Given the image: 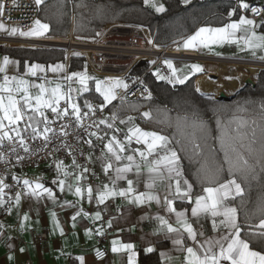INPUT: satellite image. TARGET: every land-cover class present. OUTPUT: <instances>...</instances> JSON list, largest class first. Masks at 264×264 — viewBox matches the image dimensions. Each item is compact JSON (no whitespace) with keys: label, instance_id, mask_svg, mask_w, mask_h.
<instances>
[{"label":"snow or ice","instance_id":"1","mask_svg":"<svg viewBox=\"0 0 264 264\" xmlns=\"http://www.w3.org/2000/svg\"><path fill=\"white\" fill-rule=\"evenodd\" d=\"M183 2L189 3L190 0H183ZM34 3L37 8H40L44 4V0H34ZM143 3L152 6L156 12L165 10L162 4L157 6L155 0H143ZM237 7L245 11L251 8L252 13L261 16V23L258 25L255 20L246 15H240L239 19H230L228 23L219 27H199L194 33L182 40L181 46L188 50L206 49L213 52L216 46L235 44L240 51H248L253 57H256L258 52L264 53V33L256 31L258 27H264V9L251 6L245 0H238ZM5 8L4 0H0V16L5 12ZM235 11L236 8L228 11L229 18L234 16ZM0 31H5L9 35L19 34L26 37L43 36L49 31V24L43 23L37 18L32 21V25L27 31H21L16 27L8 28L5 23L0 21ZM149 43L152 41L150 40ZM214 54L219 55L220 53ZM259 58L264 60V55ZM16 63L18 62L10 60L8 56H4L0 60V144L9 141L23 148L25 152L31 151L26 143L25 133H28L32 140L43 139L44 146L47 147L50 134L55 132V129L50 125L58 119L74 117L77 125L85 127L83 118L88 116L89 112L94 115L97 107L85 101L82 108L77 102L76 96L89 91L90 81H94L95 91L103 98V102L98 106L100 111H103L106 105L117 99V90L129 89V85L123 78L105 77L98 79L89 76L86 70L73 72L63 77L64 84H53L46 78H40L41 82L35 83L21 76L8 75V66ZM163 63L167 65L170 73L163 75L160 69H156L153 75L157 80H167L173 85L183 84L189 79V76L204 71L202 65L198 63L186 65L187 72L175 68L170 59H165ZM25 68L26 74L32 77H36L38 72L45 71L44 66L39 64L28 65L26 63ZM63 68L64 65L62 64L48 66V70L53 73H59L63 71ZM73 83L78 84L79 87L74 88ZM144 91L147 93L145 99H150L151 92H148L146 88ZM196 91L200 92L201 89L197 87ZM120 98L123 100L125 97L121 96ZM213 98L209 96V99ZM62 101L64 102L63 107H61ZM47 110L53 114V119L50 120L46 115ZM240 111H246V109H240ZM258 111L259 120L234 116L227 123L217 121V127L221 129V135L218 139L223 151V162L212 166L201 165L200 170H198V180L202 192L195 196L193 184L185 178L180 164L181 157L171 146L169 137L157 131L142 129L134 122L135 117L128 116L126 119L119 120L120 124L127 127V130L123 132V139H119L118 135L122 133V129L115 127V121L118 119L116 112H113L108 119L93 121L91 125H88L89 128L93 129H100L101 125H105L109 130L105 136H99L95 130L87 132L89 137L95 136L100 140H104L111 133L110 139L104 144L106 162L103 164L105 175L109 174V170L114 173L113 176H109L111 187L104 184L102 189L99 186L94 188L87 182L88 168L85 167L78 173H68L64 171L63 161L56 162L57 178L52 183L56 184L61 192L67 189L78 198L83 199L86 196L89 202L95 200L98 205L107 207L105 202L117 196L127 200L129 204L137 206L151 201L160 204V195L154 194L151 189L154 188L157 180H166L167 187L163 195V206L167 213L175 215V223L178 227H174L169 219L164 216L157 215L155 219L159 221V227L156 232H164L165 238L171 239L172 244L178 250L183 251V264H225V262L227 264H264V251L254 250L250 247L249 240L241 238L242 225L238 223V210L229 204L230 200L242 197L245 192L241 183L238 182V177L246 183L264 179V102L259 105ZM140 115L144 119H151L150 112H143ZM194 126L203 127L202 122ZM66 127L68 125H61L60 128L64 135H67L64 131ZM85 143L93 146L91 139ZM133 144L136 147H133ZM193 148L194 151H198L199 145L194 144ZM10 151L15 152L16 148L11 147ZM137 157H139V161ZM0 159H3V153H0ZM21 159L22 157L17 156L18 161ZM225 165H227L228 178L222 180ZM72 166L77 169L81 168L80 165L76 164L75 157H73ZM133 170H135L137 181L127 180L126 188H118L117 182L126 179L127 174ZM61 173H63L64 179L59 178ZM143 174L148 176V181L145 183V188L148 191L139 192L134 185ZM11 178L20 181L23 190L16 192L13 199L6 193V189H9L10 186L5 183L3 178H0V207L8 212L12 210L9 204L14 202L18 205L22 195L37 200L45 195L53 201L56 199L53 190L45 187L38 180L31 181L27 178L21 180L15 174H12ZM69 179L73 180L72 184L68 183ZM85 185L87 186L85 187ZM176 200L187 201L191 205L193 218L209 217L214 231L223 228L226 232L217 231L216 237H204V233L198 232L189 222L186 212L177 211L176 207L173 206ZM61 206L74 207V204L65 201ZM81 212L85 217L89 215L83 209L77 211L72 217L73 226H75L76 218L81 215ZM257 214L260 217L259 223L256 225L248 224V231L251 236L264 240V200L258 205ZM51 215L55 218L56 214L53 212ZM93 218L100 220L101 213L95 212ZM28 219L27 214L21 218V228L24 227V221ZM245 219L247 222L250 217L246 216ZM112 224L113 221L110 219L107 227L111 228ZM2 227L3 225H0V228ZM55 227L63 234L59 221H56ZM90 232L91 230L85 229L86 235ZM96 233L103 235L104 231L102 228H98ZM186 239L192 243L186 244ZM111 245L113 253H127L128 264H136L137 253L134 244L124 243L117 238L112 240ZM153 251L154 248L151 246L145 248L146 253ZM97 254L102 255L99 252ZM160 255L165 257L163 252ZM9 259H12L11 255ZM77 259L80 264H84V257L80 256Z\"/></svg>","mask_w":264,"mask_h":264},{"label":"crops","instance_id":"2","mask_svg":"<svg viewBox=\"0 0 264 264\" xmlns=\"http://www.w3.org/2000/svg\"><path fill=\"white\" fill-rule=\"evenodd\" d=\"M251 1L256 0H245L246 3H250ZM155 2L157 6L162 4L165 8L163 0H155ZM150 7L153 8L152 6ZM240 15L244 14L238 13L236 16L228 18L224 23L219 25H211L208 23L200 24L188 35H191L202 26H222L223 24L228 23L230 19H239ZM255 21L259 25L261 23V18ZM256 31L258 33H264V27H258ZM188 35L183 38H186ZM2 46L15 47L18 45ZM180 48L191 52L195 56L191 55L186 57V59L173 62L175 64V68L187 72L185 66L193 63H198L204 68L203 72L192 75L194 78L195 89L197 87L200 88L199 82L203 80V86L205 88H200L201 91L198 93L212 95L214 98L218 99V94L223 92L228 97V100H226L219 112L210 117L201 128L205 136L210 141H213L215 145L222 150L220 140L218 139L221 135V129L217 127L218 120L222 123H227L234 116L244 117L249 120H259L258 109L262 102L248 89H253L254 86L249 83H245L248 75L255 81V77L249 69L252 66L242 63V60H261L259 57L264 55V53L258 52L257 56L253 57L248 51H240L235 44L216 46L214 47L213 52H209L206 49L188 50L184 49L181 45ZM214 53L220 54L216 55ZM4 56H8L10 60L18 62L14 65L8 66V75L21 76L35 83H40V78H46L53 84H64L65 81L63 80V77L73 72H83L86 69L90 70L94 75H98L86 65V62L83 68L69 70L68 65L70 58L68 59L66 54L63 60H55L51 62L28 60L27 58L19 59L15 55L0 52V60H2ZM236 60L241 62H235ZM26 63L28 65H43L45 71L38 72L36 77L27 75L25 68ZM56 64L64 65L63 71L53 73L48 70V66ZM190 77L191 76H189V78ZM234 79H240V83H242V85L232 91L229 87ZM72 86L74 88L79 87L76 83H73ZM89 90L95 91L91 87H89ZM77 97L78 96H76V100ZM234 100H238L241 103H234ZM240 109H246V111H240ZM143 112H149V110L147 108H143L139 111V115ZM112 113L113 112L109 110V114L106 119L110 118ZM128 116L135 117V114H128L121 119H126ZM121 119L118 118L115 121V127L122 129V133L118 135L119 139H123V132L127 130L126 125L119 123V120ZM134 122L138 124L136 119ZM21 127H23V124H21ZM140 127L146 131H150L142 126ZM100 131L105 134L109 130L105 125H101ZM110 135L111 133H109L106 137V142L110 139ZM133 147H136V145L133 144ZM105 157L106 153L104 152V149L101 151L91 150L88 154V165L78 164L81 166L79 169L74 168L72 166L73 162L71 161H59H63L64 171L68 173H78L82 171L83 168H88V184H91L94 188L99 186L102 189L104 184H108L111 187L109 176L114 175L112 170H109V174L105 175L103 171V164L106 162ZM137 160L139 161V157H137ZM13 174L20 177L21 180L24 178L31 181L38 180L39 183H42L45 187H49L53 190L56 199L53 201L48 199L45 195L43 198L37 200L30 196L24 197L22 195L18 205L14 202L9 204V207L12 209L11 212H8L3 207H0V225H3V227L0 228V264H19V262L26 259L31 260L33 264H80V261L77 259V257L80 256L84 257V264H92L93 261L91 253L99 244L96 229L102 228L104 230L105 228H109L107 227V224L110 219H112L113 224L110 228L111 231L107 241L108 256L99 264H128L127 253H113L111 251V242L113 239L117 238L124 243L134 244L135 251L137 253L136 264H183V251L178 250L172 244L171 239H166L164 232H156V229L159 227V221L155 219L157 215L164 216L166 219H169V222L172 223L174 227H178L175 223V215L167 213L163 206V195L167 187L166 180H157L154 188L151 189L154 194L160 195V204H157L155 201H151L137 206L135 204H129L127 200L117 196L109 199L113 200V204L111 206L108 205L109 200H107L105 202L107 207H105V205H98L95 200L89 202L86 196L83 199L78 198L73 194V192H70L67 189L61 192L59 187L52 183V181L57 178L55 165L52 166L47 163L44 164L38 171L18 170ZM184 176L193 184V182L185 174ZM59 178L64 179L63 173H61ZM127 180H133L134 182L137 181L135 170L129 172L126 179L117 182L118 188H126ZM147 181V174H143L139 177L138 182L135 183L134 186L139 192L148 191V189L145 188V183ZM68 183L72 184L73 180L69 179ZM86 186L87 185H85V187ZM22 190L23 185L21 183L20 192H22ZM201 192L202 188L197 192L194 190V196L196 194H200ZM6 193L8 196H11L7 189ZM11 197L14 199L15 196ZM65 201L73 202L74 207H62L61 205H63ZM229 204L236 207L231 200L229 201ZM173 206L176 207L177 211H185L189 222L193 224L194 228L198 232L202 231L204 233V237H216L217 231L221 233L226 232L223 228H218L217 231H214L209 217L200 216L199 219L193 218L191 216V205H189L187 201L176 200L174 201ZM80 209H83V211L89 213V215L85 217L83 212H81V215L76 218L75 226H73L74 222L72 217ZM97 211L101 213L100 220H95L93 218V214ZM53 212L56 214L55 218L51 215ZM25 214L28 215L29 219L24 221V227L21 228V218ZM56 221H59L60 227L63 229V234H61L60 230L55 227ZM85 229L91 230L90 234L86 235ZM40 230H44L48 237L41 243H34L32 241V235ZM241 238L244 239L242 236ZM185 243L191 244L192 242L186 239ZM149 246L153 247L154 251L146 253L145 248ZM21 249H23V251H21ZM162 252L165 253V257H161L160 253ZM10 255L12 259H9ZM225 264H227V262H225Z\"/></svg>","mask_w":264,"mask_h":264},{"label":"trees","instance_id":"3","mask_svg":"<svg viewBox=\"0 0 264 264\" xmlns=\"http://www.w3.org/2000/svg\"><path fill=\"white\" fill-rule=\"evenodd\" d=\"M234 0H163L165 10L156 12L143 0H44L40 7L38 18L49 24V31L44 36H67L70 29L73 35L80 39H94L107 23H131L149 29L151 41L154 44H164L184 37L198 25L208 23L219 25L228 18V11L233 7ZM79 5V7H78ZM238 13L235 11L234 16ZM233 16V17H234ZM0 52L15 55L19 59L51 62L63 60L65 51L62 48L44 47H4ZM78 54V55H77ZM85 66V59L79 52L71 54L68 69H80ZM148 62H137L129 72L127 79L141 75ZM252 72L253 67L249 68ZM255 86L248 88L261 102H264V68L254 75ZM236 78V77H235ZM240 79L232 80L229 89L242 85ZM143 82L151 92L150 99H140L127 103H110L108 110L116 112L121 119L128 114H135L138 124L150 131H157L169 137L171 146L181 157V168L184 174L193 182L194 190L201 189L198 180L201 165L212 166L223 162V151L210 141L202 132V127H196L219 112L226 101L216 98L209 99L208 94H199L194 87L191 76L183 84H170L167 80H157L145 74ZM200 88L203 80L199 82ZM213 97V96H212ZM100 101L97 92L89 90L77 97L83 107L85 101ZM234 103H241L234 100ZM147 108L151 119H144L139 111ZM198 144L199 150L194 151L193 145ZM222 180L227 179V165ZM245 189L242 197L231 200L236 206L238 223L242 225V237L250 241L254 249L264 251V240L249 234L248 224L256 225L259 221L258 205L264 200V179L249 183L237 178ZM207 186V185H204ZM250 219L246 222L245 217Z\"/></svg>","mask_w":264,"mask_h":264},{"label":"built area","instance_id":"4","mask_svg":"<svg viewBox=\"0 0 264 264\" xmlns=\"http://www.w3.org/2000/svg\"><path fill=\"white\" fill-rule=\"evenodd\" d=\"M183 1V0H181ZM6 5L5 12L0 16V21L5 23L8 28L16 27L21 31H27L34 19L38 18L40 8L34 3V0H4ZM251 6L264 9V0L251 1ZM238 0L233 1V7L239 14L247 15L248 17L257 20L261 18L252 13L251 8L241 10L237 7ZM99 34V35H98ZM97 37L94 39H80L73 35L70 29L67 36H20L9 35L5 31H0L1 45H18L25 47H44V48H62L65 51L66 57L69 59L73 52H79L85 59L86 65L96 74L105 76L113 75L126 80L129 85L128 90H117V99L113 103H127L129 101H137L145 98L147 93L144 91L147 86L143 82L145 74L156 77L153 72L160 69L161 74L168 75L169 69L163 63L165 59L182 60L189 56H195L191 52L180 48L183 37L169 41L164 44L149 43L151 40L150 31L148 28L131 23H107L99 30ZM139 61L148 62L145 71L134 78H129V72L132 67ZM155 61V63H152ZM235 62H241L236 60ZM242 63L253 67L252 75L264 68V60H242ZM143 83H140V82ZM143 93V95H142ZM124 96L122 100L120 97ZM97 107L95 114L89 112L88 116L83 118L85 127H80L75 122L74 117L68 119H58L54 124L50 125L55 129L53 134H50V140L47 147L44 146L43 139L32 140L28 133H25L26 143L31 151L25 152L23 148L18 147L12 142L5 141L0 144V153H3V159H0V178H3L5 183L10 187L8 192L11 196H15L16 192H20V181L13 180L12 174L18 170H33L38 171L44 164L49 163L54 166L59 160H68L73 162L75 157L76 164L88 165V154L91 150L101 151L104 149L106 137L100 140L95 136L89 137L87 132L97 131L99 136H105L100 129L89 128L93 121L106 119L109 114L108 106H105L103 111L98 109L101 104L99 101L89 102ZM64 102H61V107ZM88 111L87 109H83ZM49 119H53V114L50 110L47 111ZM61 125H68L64 129L67 135L60 131ZM91 139L93 146H89L85 141ZM67 145V147H64ZM11 147H15L16 151H10ZM72 154H69V153ZM17 156L22 157L17 160ZM113 200L108 201V205H112ZM103 235H98V246L92 251V264H99L108 256L107 241L110 233V228H105ZM47 233L44 230L35 232L32 235L34 243H41L47 239ZM102 253L98 255L97 253ZM19 264H33L29 259L19 262Z\"/></svg>","mask_w":264,"mask_h":264},{"label":"rangeland","instance_id":"5","mask_svg":"<svg viewBox=\"0 0 264 264\" xmlns=\"http://www.w3.org/2000/svg\"><path fill=\"white\" fill-rule=\"evenodd\" d=\"M170 60H172V59H170ZM172 61H173V62H176L177 60H172ZM173 65H175V64L173 63ZM86 71H87V73H88L89 76H92V77H95V78H98V79H104L105 77H118V76H113V75H105V76L94 75L90 70H87V69H86ZM120 78H121V77H120ZM124 81L126 82L125 79H124ZM89 84H90V87H91L92 89L95 90L94 81L89 82ZM98 94H99V93H98ZM102 102H103V98L101 97V98H100V103H102ZM111 103H113V101H112ZM106 106H108V105H106Z\"/></svg>","mask_w":264,"mask_h":264},{"label":"water","instance_id":"6","mask_svg":"<svg viewBox=\"0 0 264 264\" xmlns=\"http://www.w3.org/2000/svg\"><path fill=\"white\" fill-rule=\"evenodd\" d=\"M245 83H249V84L255 86V81H254V80L252 79V77L249 76V75H248V77L246 78ZM218 99H219V100L226 101V100H228V97H227V95H225L223 92H220V93L218 94Z\"/></svg>","mask_w":264,"mask_h":264}]
</instances>
